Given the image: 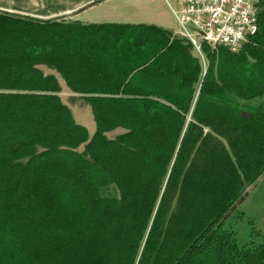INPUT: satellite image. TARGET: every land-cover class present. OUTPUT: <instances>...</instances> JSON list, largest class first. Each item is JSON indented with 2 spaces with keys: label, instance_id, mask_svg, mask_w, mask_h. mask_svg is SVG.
Listing matches in <instances>:
<instances>
[{
  "label": "trees",
  "instance_id": "16d2710c",
  "mask_svg": "<svg viewBox=\"0 0 264 264\" xmlns=\"http://www.w3.org/2000/svg\"><path fill=\"white\" fill-rule=\"evenodd\" d=\"M258 21L204 66L157 25L0 11V264H264L233 227L264 175V0Z\"/></svg>",
  "mask_w": 264,
  "mask_h": 264
},
{
  "label": "crops",
  "instance_id": "0c3cea01",
  "mask_svg": "<svg viewBox=\"0 0 264 264\" xmlns=\"http://www.w3.org/2000/svg\"><path fill=\"white\" fill-rule=\"evenodd\" d=\"M0 11L43 20L63 19L84 24H153L175 33L179 28L172 8L165 0H0ZM46 72L56 73L52 69ZM70 91L65 83L62 84V100L64 94H68L70 102L66 104L73 107L71 102L77 103V99L71 96ZM80 100L83 103L78 104H86L83 99Z\"/></svg>",
  "mask_w": 264,
  "mask_h": 264
},
{
  "label": "built area",
  "instance_id": "2783aa9c",
  "mask_svg": "<svg viewBox=\"0 0 264 264\" xmlns=\"http://www.w3.org/2000/svg\"><path fill=\"white\" fill-rule=\"evenodd\" d=\"M179 24L176 34L204 58V44L239 52L259 30L260 0H165ZM175 4H178L177 7Z\"/></svg>",
  "mask_w": 264,
  "mask_h": 264
},
{
  "label": "rangeland",
  "instance_id": "374dc122",
  "mask_svg": "<svg viewBox=\"0 0 264 264\" xmlns=\"http://www.w3.org/2000/svg\"><path fill=\"white\" fill-rule=\"evenodd\" d=\"M200 58L202 64L205 66V52L204 58L202 56H200ZM62 84H64L63 81ZM66 92L69 93V90L66 89ZM70 94H72V97L77 99V103L71 102L73 107H70L67 104L71 108L74 118L78 123L82 124L88 129L90 135H93L96 132V121L92 106L88 103L82 104L81 106L78 104V102L83 103L80 100L82 98L78 94H75L71 91ZM68 97V94H64L63 100L65 103L70 102ZM121 132L122 131L119 128L109 132L108 136L114 138ZM240 214L241 217L238 216ZM233 219H235L233 227L238 231L241 242H247L251 239H264V175L255 185L250 187L248 195L242 202H240L238 211L234 215Z\"/></svg>",
  "mask_w": 264,
  "mask_h": 264
},
{
  "label": "water",
  "instance_id": "95a60500",
  "mask_svg": "<svg viewBox=\"0 0 264 264\" xmlns=\"http://www.w3.org/2000/svg\"><path fill=\"white\" fill-rule=\"evenodd\" d=\"M247 195H248V192H247V193L245 194V196L240 200V202H242V201L245 199V197H246ZM235 207H237V206H235ZM230 213H231V212H230ZM230 213H228V215H229ZM228 215H227V216H228ZM227 216H226V217H227Z\"/></svg>",
  "mask_w": 264,
  "mask_h": 264
}]
</instances>
